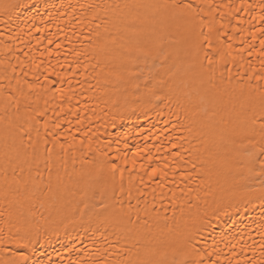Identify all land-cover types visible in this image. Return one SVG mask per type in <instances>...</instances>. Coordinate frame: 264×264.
I'll use <instances>...</instances> for the list:
<instances>
[{
    "label": "bare ground",
    "instance_id": "1",
    "mask_svg": "<svg viewBox=\"0 0 264 264\" xmlns=\"http://www.w3.org/2000/svg\"><path fill=\"white\" fill-rule=\"evenodd\" d=\"M262 16L264 0H0V259L264 264Z\"/></svg>",
    "mask_w": 264,
    "mask_h": 264
},
{
    "label": "snow or ice",
    "instance_id": "2",
    "mask_svg": "<svg viewBox=\"0 0 264 264\" xmlns=\"http://www.w3.org/2000/svg\"><path fill=\"white\" fill-rule=\"evenodd\" d=\"M15 7H17V5H12V4H5L3 5L4 10H8L9 8L14 9ZM261 19H264V16L261 17ZM261 34H264V29H261ZM219 36V33L217 32V38ZM229 39H231V37H229ZM49 43H51V41H49ZM205 44H206V50H205V59L208 60L209 65L212 64L213 62V56L214 55H218L219 54V50L216 46L213 45L212 43V38H211V28L209 29V35L205 37ZM260 45L261 48H264V39H262L260 41ZM47 127V126H46ZM56 127H59V125H56ZM261 129L262 131H264V123L261 124ZM45 144L48 143L47 140L44 141ZM55 143V142H54ZM61 147H63L61 145ZM46 152L51 153L53 151V149H45ZM135 155V154H134ZM250 156L255 155L254 153H249ZM259 156L260 157H264V147H262L259 150ZM33 159L38 163L39 159L38 156L36 154L33 155ZM149 161L151 160V157H148ZM127 163V161H125ZM133 165H135L136 161L133 160L132 161ZM251 163L254 165L257 163L256 160H252ZM141 167H143V165H141ZM117 171L116 165L113 163L112 164V174L113 176H115V173ZM161 176L162 178H166L167 177V173L164 172L162 169L157 168V167H153L151 169V177H155V176ZM257 175L259 177H264V159H260L259 160V172L257 173ZM123 178V173H121V179ZM122 190V189H121ZM258 195L257 198L260 199L262 202H264V179L260 180V187L257 190ZM256 194V193H254ZM129 199H131V187L129 188ZM29 243H31V240H29ZM264 250V249H262ZM5 252L10 253L8 255V257L6 259H0V264H27L28 262V255L23 251V250H17L15 252H10V250L8 248L4 249ZM165 255H167V253H165ZM174 256L176 255H187L186 252L184 253H173ZM211 255V254H209ZM147 264H153L152 261H148ZM155 264H169V262L167 260H161V261H157L155 262ZM171 264H205V260L203 257H201L200 259H193V260H173L171 261ZM208 264H220V261L217 260H209ZM229 264H231V262H229Z\"/></svg>",
    "mask_w": 264,
    "mask_h": 264
}]
</instances>
